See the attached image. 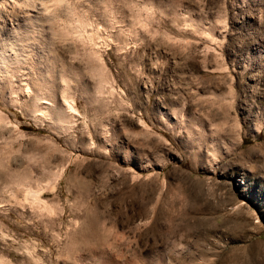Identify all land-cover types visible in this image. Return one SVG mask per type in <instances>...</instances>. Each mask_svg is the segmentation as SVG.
<instances>
[{
	"label": "rangeland",
	"instance_id": "rangeland-1",
	"mask_svg": "<svg viewBox=\"0 0 264 264\" xmlns=\"http://www.w3.org/2000/svg\"><path fill=\"white\" fill-rule=\"evenodd\" d=\"M0 264H264V0H6Z\"/></svg>",
	"mask_w": 264,
	"mask_h": 264
},
{
	"label": "bare ground",
	"instance_id": "bare-ground-1",
	"mask_svg": "<svg viewBox=\"0 0 264 264\" xmlns=\"http://www.w3.org/2000/svg\"><path fill=\"white\" fill-rule=\"evenodd\" d=\"M5 1H6V0H0V7L3 6V4L5 3ZM16 1H17V0H16ZM44 3H45V2H44ZM8 4H9V3H8ZM17 4H18V3H17ZM27 4H28V3H27ZM13 5H14V4H13ZM34 5H36V3H35ZM17 6H18V5H17ZM14 7H15V6H14ZM28 7H29V6H28ZM37 8H38V7H37ZM40 8H41V7H40ZM31 10H32V9H31ZM42 11H43V10H42ZM44 11H45V10H44ZM46 11H47V9H46ZM46 11H45V12H46ZM40 12H41V11H40ZM41 13H42V12H41ZM43 13H44V12H43ZM28 14L31 15L30 13H28ZM28 14H27V15H28ZM45 14H46V13H45ZM69 107H70V109L73 110V111L76 110L75 107H74V105H70ZM44 205H45V204H44Z\"/></svg>",
	"mask_w": 264,
	"mask_h": 264
}]
</instances>
